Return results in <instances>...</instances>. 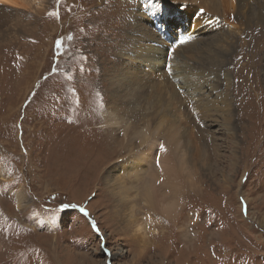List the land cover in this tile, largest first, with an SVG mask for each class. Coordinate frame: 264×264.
Listing matches in <instances>:
<instances>
[{"label": "rangeland", "instance_id": "obj_1", "mask_svg": "<svg viewBox=\"0 0 264 264\" xmlns=\"http://www.w3.org/2000/svg\"><path fill=\"white\" fill-rule=\"evenodd\" d=\"M42 3L24 0L12 6L17 10L9 19L0 20V264H264V103L258 106L259 94L264 96V53L251 109L246 103L247 61H241L244 67L237 66V72L227 69L224 76L221 72L220 94L207 96L220 101L223 94L236 109L232 132L225 133L218 124L205 128L218 136L223 163L212 167L213 174L203 177L202 190L195 194L200 198L198 241L191 246L177 235L164 237L162 232L161 243L137 259L138 243L115 232L117 224L107 214L101 191L104 174L117 163L115 155L108 161L100 154L112 141L111 129L102 126H121L115 124L116 116L105 122L106 108L119 103L108 87L125 67L145 59L161 62L163 56L165 67L158 73L162 71L176 85L169 77L175 72L177 46L168 31L181 30L179 1ZM56 10L59 18L48 15ZM145 27L161 31L167 42L162 57L149 53L143 46L147 41L135 39L137 32L145 34ZM212 30L201 34V43L196 44V48L203 46L205 59L210 57L204 37L212 36ZM57 40L61 41L58 49ZM197 57L198 53L194 61L183 60L198 68ZM211 69L203 71L207 74ZM234 76L241 80L243 94L238 101L226 84ZM237 102L244 107L242 119L236 115L242 112ZM95 157L104 159L102 167L96 169ZM89 166L94 172L88 171ZM61 204L79 205L89 215L85 217L78 208L62 209ZM138 217L146 235L167 223L153 212ZM90 221L96 222L98 233ZM172 232L176 233L175 225Z\"/></svg>", "mask_w": 264, "mask_h": 264}, {"label": "bare ground", "instance_id": "obj_2", "mask_svg": "<svg viewBox=\"0 0 264 264\" xmlns=\"http://www.w3.org/2000/svg\"><path fill=\"white\" fill-rule=\"evenodd\" d=\"M23 1L0 0V20L4 22L9 19L17 10L12 6L20 5ZM34 1L39 6L43 4L42 0ZM177 1L180 5L177 9L181 10L180 20L183 21L179 24L182 31H168L169 37L174 41L172 43L177 46L176 60L173 63L175 72L169 77L177 81L176 85L162 75V71L158 73L161 67H165L166 60L162 53L167 42L162 40L163 36L159 34L161 31L158 33L145 27V34L137 32L135 39L147 41L143 46L149 53L161 54L162 61L149 63L145 59L142 64L129 65L111 79L108 87L110 95L119 103L116 108H106L105 122L116 116L114 122L121 126H102L111 129L109 134L112 141L100 154L108 161L112 160V154L115 155L117 163L110 167L104 177L102 175L104 188L101 191L105 196L104 207L107 214L117 224L115 232L123 233L128 239L138 243L139 250L135 254L137 259L138 256L145 255L146 251L149 254L152 248L157 247L155 244L161 243L162 239L159 240V237L162 232L164 237L177 235L179 240L191 246L198 241L196 227L200 217V212L197 211L200 198L195 194L202 190L203 177L213 174L212 167L223 163L221 145L216 142L218 136L205 128L218 124L224 132H232L230 124L236 109L231 102L229 105L223 94L220 101L215 98L214 101L207 100V96L209 93L215 94L214 97L220 94L217 91L222 83L219 74L225 71L221 75L224 76L227 69L237 72V66H243L241 61L249 64L250 74L245 82L249 99L246 103L250 109L252 92L254 89L258 90L260 84L257 71L264 53V41L261 43V50L259 43L264 38V0ZM200 8L205 9V12L197 15ZM208 29L214 30L212 36L204 37L209 42L204 47L210 57L205 59L203 46L196 48V44L201 43V34ZM183 35H193V38L180 44L178 41ZM197 53L200 57H197L199 67L191 68L186 61L195 59L193 56ZM141 60L142 57L138 59ZM208 66L212 69L206 74L203 69L206 70ZM211 74H214L213 80ZM240 81L234 76L226 83L227 89L232 88L235 101L243 94ZM175 86L180 90H176ZM258 103V106L264 103L263 93L259 94ZM237 105L242 109L240 115L239 112L236 114L237 118L242 119L244 107L239 103ZM184 110L187 112L185 116H176ZM188 123L206 126H182ZM102 157H95L98 159L96 169L102 167ZM88 171L94 172V169L90 168ZM223 182L228 183L226 177ZM192 194L196 198L190 200L188 196ZM148 212L158 214L167 223L159 224L161 229H153L146 235L138 215H146ZM169 224L171 228L168 227ZM172 225H175L176 233L172 232ZM190 251H194L193 247ZM1 252L3 251H0V255Z\"/></svg>", "mask_w": 264, "mask_h": 264}, {"label": "snow or ice", "instance_id": "obj_3", "mask_svg": "<svg viewBox=\"0 0 264 264\" xmlns=\"http://www.w3.org/2000/svg\"><path fill=\"white\" fill-rule=\"evenodd\" d=\"M60 3H61V0H56V4H57V5H59ZM148 3L151 4V3H152V0H148ZM179 7H180V5L177 4V8H179ZM204 12H205V9L200 8V9L198 10V12H197V15H201V14H203ZM48 15H50V16H54V17H56V18H59V10L49 12ZM192 38H193V37H192L191 35H183V36L180 37V39H179L178 42H179L180 44H184V43H186L187 41L191 40ZM69 39H71V36H69ZM60 46H61V41H60V40H57V41H56V48L58 49V48H60ZM157 163H159V161H157ZM60 208H62V209H64V208H78L79 212L83 213V215H84L85 217H87V216L89 215L88 212H87V210H86L85 208H83V207H80L79 205L61 204V205H60ZM90 226H91V228H92V230H93L94 232H97V233L99 232V228L97 227L95 221H90ZM100 247H101V249H102L103 251H105V252L108 251V250L104 247V244H103V243H101Z\"/></svg>", "mask_w": 264, "mask_h": 264}]
</instances>
